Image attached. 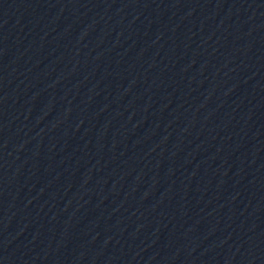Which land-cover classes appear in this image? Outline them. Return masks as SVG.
<instances>
[{
	"label": "water",
	"instance_id": "95a60500",
	"mask_svg": "<svg viewBox=\"0 0 264 264\" xmlns=\"http://www.w3.org/2000/svg\"><path fill=\"white\" fill-rule=\"evenodd\" d=\"M0 264H264V0H0Z\"/></svg>",
	"mask_w": 264,
	"mask_h": 264
}]
</instances>
